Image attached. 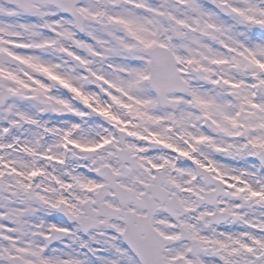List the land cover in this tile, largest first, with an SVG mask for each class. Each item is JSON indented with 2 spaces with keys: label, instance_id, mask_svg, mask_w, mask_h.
I'll use <instances>...</instances> for the list:
<instances>
[{
  "label": "snow or ice",
  "instance_id": "snow-or-ice-1",
  "mask_svg": "<svg viewBox=\"0 0 264 264\" xmlns=\"http://www.w3.org/2000/svg\"><path fill=\"white\" fill-rule=\"evenodd\" d=\"M0 264H264V0H0Z\"/></svg>",
  "mask_w": 264,
  "mask_h": 264
}]
</instances>
